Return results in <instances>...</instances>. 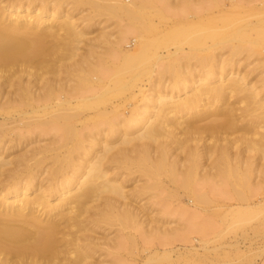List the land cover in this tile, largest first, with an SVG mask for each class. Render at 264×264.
I'll list each match as a JSON object with an SVG mask.
<instances>
[{"label": "rangeland", "instance_id": "1", "mask_svg": "<svg viewBox=\"0 0 264 264\" xmlns=\"http://www.w3.org/2000/svg\"><path fill=\"white\" fill-rule=\"evenodd\" d=\"M69 2L67 0V3ZM99 2L102 1L99 0ZM122 2L130 4L132 0H122ZM139 2L147 14L145 23L149 21L152 26L149 34L151 38L158 41L152 51L156 48V52H163L165 47L171 49L175 44H178L184 50V54H187L186 59L182 58L181 61L183 69L181 66V69L178 70L179 73L182 70L184 72L182 71L179 75L174 68L175 72H172L173 70L170 68L165 69L166 71L157 68L159 70L156 69L152 73L153 76L149 81L147 80L148 77L143 75L139 82H136L140 86L141 92L138 91V87L124 88L120 94L109 95L105 99L107 102L104 100L103 103L92 108L93 110L79 108L81 112L78 113L76 108L75 112L73 110L74 116L71 117V120L56 116L61 111L58 110L59 106L57 108L56 104L60 103L62 95L80 98L92 90L98 91L101 85L97 80L103 78L107 81V78L114 75L117 69L115 65L104 59V53H106L104 41L108 34H115L118 22L114 19H108L106 11L99 7L91 11V18H84L89 12V8L87 5H82L74 10L75 13L73 12L74 18H78L79 26L85 30V35L81 37L75 49L68 50L69 47L62 45L60 39L51 36L46 38V44L42 48L41 45L43 44L40 43V47L35 49L36 51L34 50L33 58L20 60L21 58L18 57L19 59L15 58L17 61L12 59L10 62H6L4 67H0L2 73H0V81L3 88L1 91L4 96L13 94L15 90L21 95L25 93L24 87L28 85L32 88L31 92H35L34 97H36L30 101L16 100L8 106L5 102L0 105V110H4V107L7 108L5 111H8L6 113L9 116H6L2 121L1 128L3 131L0 128V155L4 159H11L12 165L19 161V164L15 165L19 168L28 162L33 164L35 168L42 169L56 166L59 164V161H56L57 155H66V149H75L69 154L71 161L67 159L69 163H72L70 167H67L69 171L76 167L81 168L95 154L101 155L102 158H99L100 166H102V171L106 172H104L106 174L104 179L100 178L101 182L105 180L108 183L120 184L122 194L120 198L117 194L108 193L106 190L101 191L102 193H99V199L96 202L98 203V214L92 215L93 210L85 213L83 224H80L81 228L76 232L81 237L79 242L84 244L90 240L94 244V250L87 259L91 264H264V176L262 174L254 172L255 175L251 176L250 182L248 181L249 184L245 183L244 186L243 183L239 182L237 184L228 183L223 178L222 180L217 179V181L204 179L209 168L208 164H210V158L208 159L207 155L214 149H189L186 152V149H167L166 160L168 158L167 161L172 163V160L175 159L176 162L172 163V167L167 166L168 168L165 165L161 167V165L155 164L161 149H157V152L156 149H148L150 159L155 160L154 162L151 160L153 163L149 161L151 164L147 163L146 160L144 161L143 154L136 151L137 149L135 150L137 154L130 152L127 154L126 160L124 157H120V159L118 157L120 154H117L118 150L125 149V147L129 148L132 144L139 142L135 141V138L130 139L129 144L126 143L128 147L121 143L120 135L125 130L119 129L123 131L120 132L116 128L115 119H112L114 117H112L111 112L113 103H120L116 108L120 114L119 118L129 116L132 109L143 110L142 112L146 117L154 118L152 114H155L154 111L157 106L153 100L157 93L163 92L160 84L162 81L168 85L167 90H169V85L173 84L171 80L174 81L178 76H182L185 82L187 81L183 84H187V86L191 84V87L184 89L186 93H190L193 90V85L195 87L198 84L197 82L202 75L204 77L206 74L205 77L209 79L210 75L215 74V78L218 74V66L215 64L213 67H208L206 62H209L210 55L217 59H220V56L227 57L229 48L225 45L221 48H214L213 52L208 51L206 46L210 42L203 36L205 31L216 22L218 17L221 19L222 16L227 17V20L230 18L228 22L232 24L256 20L257 6L264 7V0H139ZM69 5H66V8ZM233 6L236 8L234 9ZM41 16L47 20L50 19L44 13ZM173 27H177L179 30L184 27L190 28L189 31L192 35L190 33L189 35L194 38V42L191 45L183 43L179 34L174 39L169 37L175 42L169 39L166 41L159 40V37L166 34L165 31ZM133 36H126V39L121 41V45L124 48L131 47L132 41L130 39ZM252 45L247 41L243 43L244 48L241 47L242 49L240 48L234 53L232 61L235 63L232 65L233 67L229 66V68L234 74L243 76L244 83L256 86L259 95L264 96V47L261 43L255 44L256 46L253 45V47ZM183 50L180 54L181 57L184 56ZM69 53H72V56ZM27 61L32 66H29L28 63L25 64ZM8 66L11 67L8 68ZM5 67L7 69H4ZM229 68L226 66L224 69L228 72ZM174 76L176 77L174 78ZM85 77L92 79V83H88ZM6 83L12 85L7 86ZM109 85H113V82L108 83L107 86ZM131 93L134 94L131 95ZM173 93L172 90L171 95L175 94ZM123 101L128 102L129 105L122 104ZM31 108L35 112H31ZM54 109L57 111L54 112ZM171 122H174V118ZM72 130L77 133L75 137L74 135L70 136ZM115 130L117 131L114 133ZM128 132L126 130L125 133ZM128 134V137L125 136L124 139H129L136 133H133L134 135ZM130 134L133 136L130 137ZM122 144L124 146L120 147ZM104 146H109V149H104ZM192 153L200 154L197 157L199 162L192 159ZM253 153L255 152L247 154L253 155ZM185 154L187 155L185 156ZM190 156L191 158L188 159ZM254 156L253 163H256V168L258 166L260 168L262 160L258 159L257 152ZM191 159L195 162L192 163L194 165L192 169L188 166ZM182 161L186 162L183 163ZM152 164L153 166H151ZM188 169L189 173H193V175L190 174L191 178L184 181L183 177ZM42 176H46L45 173ZM232 189L254 192L255 195L254 198L252 197L251 203L258 201L262 210L244 223L234 222L235 224H232L230 209L234 206L245 205L244 201L227 196V193L233 192ZM186 192L195 193L201 197L195 199L192 196H187ZM121 205L123 207L128 206L133 210V214L130 215L131 220H123L125 213L121 211L123 208ZM74 230L75 228L70 229L71 232ZM186 240L189 243L187 241L185 244L194 247V249H178L180 254L177 257L173 255L176 260L172 258L171 261H168V259L158 257L159 250L165 246L162 244L175 242L173 246L176 248L182 247L181 242ZM232 242L236 243V247L230 245ZM69 246H73L72 241H70Z\"/></svg>", "mask_w": 264, "mask_h": 264}, {"label": "bare ground", "instance_id": "2", "mask_svg": "<svg viewBox=\"0 0 264 264\" xmlns=\"http://www.w3.org/2000/svg\"><path fill=\"white\" fill-rule=\"evenodd\" d=\"M69 1L67 3V0H0V67H4L3 65L6 62L18 57L21 58L20 60L31 59L34 50L40 47V43L43 44L41 45L42 48L46 44V38L51 36L57 37L58 40L60 39L59 41H61L62 45L69 47H67L68 50L71 48L75 49L81 37L85 35V30L79 26L78 18H74L75 14L73 12L75 13L74 10L82 5H87L89 8V12L84 18H91V11L99 7L106 11L108 19H114L118 22V24L116 23L118 27L115 30V34H108L104 41L106 51L104 59L117 67L116 72L111 77H108L107 81L103 78L97 80L101 85L98 91L92 90V92L82 95L80 98L62 95L60 103L56 104L57 108L59 106L58 110L61 111L56 116L71 120V117L74 116L73 110L75 112L76 108L79 111L78 113L81 112L79 108L91 110L97 107L98 104L103 103L109 95L120 94L124 88L138 87V91L141 92L142 90L136 82H139L143 75L147 76L149 81L153 76L152 73L157 68L164 71L168 68L172 70L174 68L179 73L178 70L183 65L181 63L182 58L186 59L187 54H184V50L178 44H175L171 48L172 50L169 47H165L163 52H156V48L152 51L158 41L151 38L149 34L152 26L149 21L145 23L147 14L142 8L143 5L140 6L139 0H132L130 4H126L122 0H101L102 2H99V0ZM68 4L70 5L66 8ZM233 8L235 9L236 7L233 6ZM43 13L50 19L43 18L41 16ZM256 15L257 18L254 21L249 22V20H246L244 22H235L234 24L228 22L229 17L227 20V17L224 18L225 16L221 15V19L218 17L216 22L207 28L203 36L210 42L206 46L208 51L211 50L213 52L214 48H221L225 45L229 48L227 57L220 56L221 58L217 59L210 55L208 58L209 62L205 61L208 67H213L216 64L217 68H219L218 74L214 78L215 74L211 70L214 75H210L209 79L205 77L206 74L204 75L205 78L202 75L199 81H196L198 84L195 87L193 85L194 91H189L190 93H186L184 89L191 87V84L189 86L183 84L187 81L185 82L182 76H178L177 80H171V83L173 82L171 86L169 85V90L171 91L167 90L168 85H165V82L162 81L160 84L163 92L157 93L153 100L157 106V108L155 107V114L151 113L154 118H151V116L146 117L142 112L143 110L137 111L135 109L130 111L129 116L119 118L120 114L116 108H118L120 103L111 104L112 117H114L112 119H115L116 128L125 130L124 132L119 130L124 133L120 135L122 138V141L120 140L121 143L129 144V141L134 138L135 141L139 142L136 144L133 142L134 144H130L131 147L118 150L119 158L124 157L126 160L127 154L130 152L136 153L135 150L137 149L136 151L143 154L144 161L146 160L148 161L147 163L151 164L153 159H150L148 149H156V152L157 149H161L160 155L157 156L159 159L157 158L155 164L161 165V167H164V165L172 167L175 159L172 160V163L167 161L169 160L168 158L166 160L167 149H186L185 152L189 151V149H214L207 155L208 159L210 158V164H208L209 168L204 179L217 181V179L222 180L223 178L228 183L237 184L239 182L243 183L244 186L245 183L250 182V178L255 175L254 172L264 176V96L259 95V90L256 86L244 83V77L234 74L231 72L232 69L229 68L235 63L232 61L234 53L239 51L241 47L244 48L243 43L246 41L253 45L261 43L264 47L263 6H257ZM189 29L188 27L180 30L177 27L169 28L165 31V35L163 34L162 37H159V40H171L170 38L174 39L179 34L183 43L191 45L194 42V38L190 36L192 34ZM128 35H134L130 39L132 44L131 47L124 48L121 45V41L126 39ZM177 40L179 41V39ZM182 50L183 57L180 56ZM37 52L39 53V51ZM69 54L72 56V53ZM7 64L10 65V63ZM29 66L32 65L30 64ZM226 66L230 69L228 72L224 69ZM10 67L8 66V68ZM4 69L7 68L5 67ZM174 70L172 72H175ZM172 72L170 73L172 74ZM235 73L237 72L235 71ZM85 79L88 80V83H92V79L87 77ZM110 82H113V85L107 86ZM24 88L25 93L21 95L15 90L13 94L4 96L1 91L3 89L2 82L0 81V105L3 102L7 103L8 106L16 100L30 101L33 98L36 99L34 97L35 92H31L32 88L30 86L27 85ZM172 90L175 93H173L174 95H171ZM133 94L131 93V95ZM105 101L107 102V100ZM122 104L127 105L128 102L125 101ZM12 106L14 105L12 104ZM43 108L45 107L43 106ZM6 109L4 107V110H0V128L3 125L2 121L8 116ZM56 111L57 109H54V112ZM31 112H35V110L31 108ZM173 118L174 122H171ZM69 127L68 129H72V127ZM126 130L129 131L128 133L136 134H133L134 136L130 134V137L131 135L133 137L124 139L125 136L128 137L129 135L125 133ZM1 131H3L2 128ZM75 134L77 133L73 131L70 136L74 135L75 137ZM119 134L116 135L119 136ZM106 142L108 143V141ZM122 146L124 145L122 144L120 147ZM103 148L109 149V146H104ZM74 150L66 149V155L56 156V161H59V164L51 168L42 169H37L28 162L22 168H19L15 166L19 164V161L12 165L11 159H4L0 155V264H91L87 259L94 250V244L90 240L84 244L79 242L81 237L76 232L81 228L80 224H83L85 213L93 210L92 215L98 214V203L96 202L101 191L106 190L108 193L119 195V197L122 191L120 184L108 183L105 180L101 182L100 178L104 179V175H106L104 174L105 171L101 169L102 166H100L99 158H102L100 157L101 155L95 154L92 158L86 159L87 161L84 163L85 165H82V169L76 167L74 170L69 171L67 167H70L72 163H69L67 159L71 161L69 154ZM204 152L206 153V151ZM252 152H257L259 155L258 159L263 161H261L260 168H258V164L256 168V163H253L255 153L249 155ZM199 156V153H192V159L195 162ZM190 158L191 156L188 159ZM177 159L179 158L177 157ZM192 159L191 161L189 160V165L187 164L191 169L195 163ZM23 161L25 162L24 159ZM184 166L186 167V165ZM185 167L182 168L184 169ZM195 168L197 169V167ZM212 169L214 170L213 172L211 171ZM169 171L171 170L169 169ZM186 171L188 172L183 177L184 181L191 178L190 174L193 175V173H189V169ZM44 173L46 176H42ZM186 195L195 199L201 197V195L191 192H186ZM254 195V192L239 189L227 193L228 197L245 202L244 206L238 205L230 209L232 224L236 222L244 223L262 210L258 201V203H251ZM106 203L108 204V202ZM121 211L125 213L123 220H131L132 209L124 206ZM71 228H75L72 231L73 233L70 231ZM194 240L197 241L196 239ZM70 241H72L73 246H69ZM187 241L181 242L183 244L182 247L176 248L173 246L175 242L162 244L165 246L159 250L158 257L171 261L173 255L177 257L180 254L178 249H194V247L186 245ZM230 245L235 246L236 243L232 242Z\"/></svg>", "mask_w": 264, "mask_h": 264}]
</instances>
